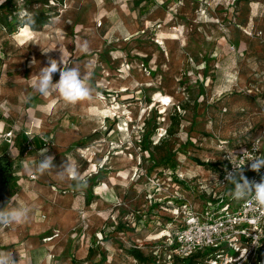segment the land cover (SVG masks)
I'll return each mask as SVG.
<instances>
[{
    "label": "rangeland",
    "instance_id": "374dc122",
    "mask_svg": "<svg viewBox=\"0 0 264 264\" xmlns=\"http://www.w3.org/2000/svg\"><path fill=\"white\" fill-rule=\"evenodd\" d=\"M25 10L46 24L11 33L8 23ZM61 52L89 75L93 101L69 105L33 91L30 77ZM263 77L264 0H154L143 13L133 0H0V108L13 125L0 120V157L14 163L16 182L6 206L30 208L28 222L0 226V250L17 264H98L103 256L100 264H140L127 253L137 246L163 262L177 209L161 211L173 224L150 219L105 241L104 232L133 227L155 193L164 200L179 192L199 205L198 189L180 192L162 185L165 174H148L153 161L192 139L189 153L209 162L220 142L237 147L258 135ZM22 130L49 134L54 164L71 160L85 185L29 170L39 152L16 158L12 142ZM183 167L181 179L195 190L211 174L189 160Z\"/></svg>",
    "mask_w": 264,
    "mask_h": 264
},
{
    "label": "built area",
    "instance_id": "2783aa9c",
    "mask_svg": "<svg viewBox=\"0 0 264 264\" xmlns=\"http://www.w3.org/2000/svg\"><path fill=\"white\" fill-rule=\"evenodd\" d=\"M262 117L260 133L247 143L237 147L223 142L217 145L223 164L218 172L208 170L210 176L196 183L199 205L184 194L174 193L173 198L182 201L175 211L180 223L168 237L169 244L175 245V249L163 260L164 263L171 262L174 256L188 259L205 250H214L202 264H264V258L259 259L264 250V208L250 199H233L229 195L232 185L225 180L227 172L233 171V164L243 167V172L250 171V181L264 180V168L259 172L252 171L248 161L264 157V109ZM27 147L28 151L33 150L30 143ZM231 153L232 160L229 158ZM209 162L215 163L217 158ZM214 176L217 180L213 179ZM179 177L183 179L180 174Z\"/></svg>",
    "mask_w": 264,
    "mask_h": 264
},
{
    "label": "clouds",
    "instance_id": "9594fccd",
    "mask_svg": "<svg viewBox=\"0 0 264 264\" xmlns=\"http://www.w3.org/2000/svg\"><path fill=\"white\" fill-rule=\"evenodd\" d=\"M21 23L29 27H34L35 19L31 12L25 10L21 14ZM42 49L44 54L49 53ZM82 51L88 50V44L85 41L81 48ZM62 53V52H61ZM33 65L37 61L33 59ZM59 73V80L53 82V75ZM32 80L33 91L41 96H48L52 92L57 93L63 101L69 105L80 102L93 101L94 88L90 84V77L82 71L81 67L75 64L69 65L63 53L59 59L48 56L46 66L39 69L38 73L33 74ZM244 152L243 158L245 156ZM48 149L44 148L39 151V160H31L26 167L39 175L52 173L59 181L72 180L75 187L82 188L85 181L81 179L75 164L64 159L59 168L54 164L55 157L48 155ZM232 153L229 154L232 160ZM250 169L259 172L264 168V157L250 159ZM213 179H216L214 176ZM217 180V179H216ZM227 184L232 185L229 195L235 200H252L260 208H264V180L260 182L250 181L243 173V167L233 164V171L227 172L225 176ZM220 183V182H219ZM222 184V183H221ZM12 199V198H11ZM30 208L28 206H13L0 208V226L9 227L13 224L26 223L30 219ZM0 264H17L11 251L0 250Z\"/></svg>",
    "mask_w": 264,
    "mask_h": 264
},
{
    "label": "trees",
    "instance_id": "16d2710c",
    "mask_svg": "<svg viewBox=\"0 0 264 264\" xmlns=\"http://www.w3.org/2000/svg\"><path fill=\"white\" fill-rule=\"evenodd\" d=\"M134 4L136 7H138L140 9V12H144L146 9H149L152 5L154 0H133ZM240 1V0H237ZM35 19V25L33 28H35L38 24H46V19H42V18H34ZM26 24H22L21 20L17 19L16 17H14L11 22L8 23V29L10 30V32H15V28L18 27H22L25 26ZM250 102H256L257 100L250 98ZM180 109L185 110L186 108L180 104L179 106ZM0 120L4 121L5 123H7L9 126V128H7V130H10L12 128L13 125L10 124V120H8L5 117V113L3 112V110L0 108ZM150 125V124H149ZM259 126V125H258ZM262 126V122L261 125L259 126V128H261ZM254 129V128H253ZM257 129V128H256ZM52 139L50 138L49 134L45 135H31L29 132H27V130H22L20 131L16 138L15 141L12 142V146L18 150V156H16V158L18 160H22L25 159L24 154H28L29 153H38L41 149H44L46 147H48L50 144H53ZM28 143H30L33 146V150L32 151H28ZM223 143L228 144V145H232L234 143H231L230 141H223ZM195 142H193V140H189L186 142L185 147L186 148H181L179 150H176L175 152L165 156L162 160L160 161H153V165L150 168V171L148 174H152L154 171H156V175H164L166 176L167 181L166 182H162V185L168 183L171 186H173V189H176L178 191H191L193 193H197V188L195 190V188H191L190 185H188L185 180H182L179 177L180 172H182L183 170V163L185 160H189L195 164H198L199 166H204L206 167L207 170L211 171V172H218L219 171V167L223 164V162L221 161V155L222 153L220 152H216L215 156H213L214 158H217V162L213 163V162H207L204 161L203 159L199 158L198 156H195L191 153H189L188 151V147H193L195 149ZM22 158V159H21ZM15 159V160H17ZM13 165L14 163L11 162V167L13 169ZM244 175L248 178V176L250 175V171L245 170ZM158 178V177H157ZM156 177H154V179L157 180ZM12 186H11V194L12 196L15 195V186H16V182L13 180L12 181ZM232 189V187H231ZM155 196L156 193L154 194ZM155 196H152L149 198V202H148V210L146 213L143 214H138V216H135V224L133 227L127 225V224H118L117 228H115L112 231H105L104 235L106 238L108 239L113 233L117 232H126V233H133L136 231L137 228H139L140 226L142 227L146 221L149 222L152 220V222H160V225H167V224H173L174 222V218L172 217V214H170V217H166L163 216L161 213V211H169L170 213H173L174 210L178 209L181 205H182V201H179L178 199H176L175 197L173 198L168 197L165 198L164 200L162 199H157ZM208 209L207 204H205V208L204 210L206 211ZM151 219V220H150ZM177 227L179 225H176ZM81 233V232H80ZM103 241V240H102ZM159 245V244H158ZM156 245V246H158ZM137 246H133V248H130L127 250L128 256L134 258L135 260H137L138 263L140 264H202L204 263V261L208 260L213 251L214 250H205L204 252H200L188 259H181L178 258L176 256L173 257V260H171V262H165L163 260H165V258L167 257L168 254L172 253L175 249V245H171L165 242V244H163V246H161L162 248H164L165 252H163V256L162 257V261H156V259H154L153 257L144 254L140 249L136 248ZM93 253V249H90L89 251V255H91ZM73 261H75L74 257H72ZM106 256H103L100 260V263H102L105 260ZM264 258V255H261V260ZM96 264V263H94Z\"/></svg>",
    "mask_w": 264,
    "mask_h": 264
},
{
    "label": "water",
    "instance_id": "95a60500",
    "mask_svg": "<svg viewBox=\"0 0 264 264\" xmlns=\"http://www.w3.org/2000/svg\"><path fill=\"white\" fill-rule=\"evenodd\" d=\"M11 160L8 156L0 157V208L6 207L12 198L10 180L12 177Z\"/></svg>",
    "mask_w": 264,
    "mask_h": 264
},
{
    "label": "crops",
    "instance_id": "0c3cea01",
    "mask_svg": "<svg viewBox=\"0 0 264 264\" xmlns=\"http://www.w3.org/2000/svg\"><path fill=\"white\" fill-rule=\"evenodd\" d=\"M264 78V77H263ZM262 81V80H261ZM261 81H259V83H261L262 84V87H264V79H263V81L261 82ZM252 89L253 90H255V91H257L258 89H259V86H257V85H253V87H252ZM257 99V98H256ZM258 99H257V101H256V104H257V107L258 108H260V102L258 103ZM262 111H263V109H262ZM263 118V117H262ZM262 118H260L261 119V121H262Z\"/></svg>",
    "mask_w": 264,
    "mask_h": 264
},
{
    "label": "flooded vegetation",
    "instance_id": "af4514ba",
    "mask_svg": "<svg viewBox=\"0 0 264 264\" xmlns=\"http://www.w3.org/2000/svg\"><path fill=\"white\" fill-rule=\"evenodd\" d=\"M9 180H10V190H11V186H12V177L11 178H9Z\"/></svg>",
    "mask_w": 264,
    "mask_h": 264
}]
</instances>
